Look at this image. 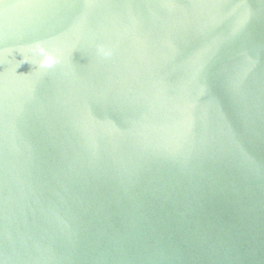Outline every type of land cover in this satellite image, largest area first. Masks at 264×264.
<instances>
[{"label":"water","instance_id":"obj_1","mask_svg":"<svg viewBox=\"0 0 264 264\" xmlns=\"http://www.w3.org/2000/svg\"><path fill=\"white\" fill-rule=\"evenodd\" d=\"M0 264H264V0H0Z\"/></svg>","mask_w":264,"mask_h":264},{"label":"clouds","instance_id":"obj_2","mask_svg":"<svg viewBox=\"0 0 264 264\" xmlns=\"http://www.w3.org/2000/svg\"><path fill=\"white\" fill-rule=\"evenodd\" d=\"M52 58L51 57H48V59L44 62L45 64H48V65H51L52 63Z\"/></svg>","mask_w":264,"mask_h":264}]
</instances>
